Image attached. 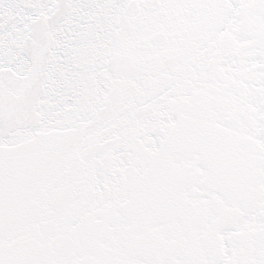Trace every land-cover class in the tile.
I'll return each instance as SVG.
<instances>
[{"label": "snow or ice", "instance_id": "1", "mask_svg": "<svg viewBox=\"0 0 264 264\" xmlns=\"http://www.w3.org/2000/svg\"><path fill=\"white\" fill-rule=\"evenodd\" d=\"M0 264H264V0H0Z\"/></svg>", "mask_w": 264, "mask_h": 264}]
</instances>
